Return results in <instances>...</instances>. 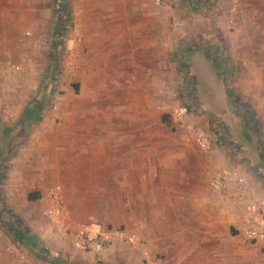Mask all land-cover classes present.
Masks as SVG:
<instances>
[{"label":"rangeland","instance_id":"rangeland-1","mask_svg":"<svg viewBox=\"0 0 264 264\" xmlns=\"http://www.w3.org/2000/svg\"><path fill=\"white\" fill-rule=\"evenodd\" d=\"M154 1L159 20L152 17L153 26L160 30V52L154 58L106 52L107 58L96 60L98 52L88 49L95 44L82 42L79 75L65 66V39L74 40L78 26L89 30L87 37H96L94 14L101 9L95 0L0 2L7 31L0 36V234L21 240L7 244L8 250L49 259L55 248L43 209L59 187L72 221L127 228L141 222L154 261L167 262L157 250L159 209L171 221L174 204L217 202L209 187L214 167L204 164L208 153L195 142L196 131L211 140L230 138L223 115L207 109L200 97L191 55L198 49L219 70L216 86L225 91L221 101L231 103L225 111L252 132L263 129L264 0ZM88 5L92 18L84 14ZM33 105L39 113L28 116ZM176 106L184 110L181 120L172 115ZM41 126H48V135L37 132ZM116 134L123 143L104 146L101 153L100 140ZM103 156L106 173L95 171ZM126 160L133 161V174L124 171L130 166ZM9 188L24 213L14 218L31 239L14 230L15 220L5 210ZM25 193L39 198L28 200ZM176 213L177 218L185 215ZM224 246L221 252L228 251ZM249 249H244L243 255L250 256L244 264H264V244ZM222 254L215 251L207 264H232ZM106 263L129 262L115 255ZM70 264L81 263L72 259Z\"/></svg>","mask_w":264,"mask_h":264},{"label":"crops","instance_id":"crops-1","mask_svg":"<svg viewBox=\"0 0 264 264\" xmlns=\"http://www.w3.org/2000/svg\"><path fill=\"white\" fill-rule=\"evenodd\" d=\"M84 1L87 2V0ZM157 1L158 0H155L154 3ZM0 2H2V0H0ZM142 2L147 5L145 7L141 6L143 5ZM151 2H153V0ZM151 2L150 0H108L105 3L104 0H95V7L101 9L97 14H94L96 16V18H94L95 21H99V23H97L99 28L95 27L94 29L96 37H87L89 30L86 31L79 26L76 27L78 28L77 31L81 34V40L83 41L78 43L73 40L72 37L65 39V56L62 55L65 66L70 67L68 63H73V61L74 63H77L79 60V54L81 53L80 47L82 42L85 44L93 42L91 44H95L96 48L90 46L88 49H93L98 52L93 58L96 60L100 59L102 55L106 57V52H115L118 53L116 55H124L125 57H131L133 53L138 52L141 57L152 56L154 58L153 55L156 54L155 52H160V30L158 27L155 29L153 26L155 19L152 17L159 20V16H156V12L154 11L156 8ZM108 3H111L109 4L110 6L107 5ZM89 9L90 5H88L87 9L85 8L84 14L85 17L92 18ZM108 9L109 11H107ZM5 18L6 13L3 12V10H0V36L3 37L7 34L4 21ZM34 35L35 34H33V36ZM36 37H38V34ZM1 50L2 48H0V52ZM67 52H70L71 55L66 57ZM123 52H125V54H123ZM191 55H194L192 58L194 78L197 80L198 86H200L199 93L204 106L209 110H213L215 114L223 115L222 117L227 124L225 127L227 128L230 137L228 139L224 138V140H212L213 145L210 150L206 151L208 156L207 160L204 161V164L207 168L214 167L210 175L221 167H239L247 179V193L255 196L264 195V126L263 129H260L257 133L252 132L249 126H241L238 117L231 112L229 113V111H225L230 110L231 103L226 105L221 101L222 94H225V91L222 90L223 87L220 89L216 86L219 85L217 82L218 79H220L217 74L219 73V70L217 72V68L215 69L213 64H211V61L209 57H206L204 50L202 51L198 49L194 51L193 54L191 53ZM109 59H112V57H109ZM69 72L72 75H77L79 71L77 72V70H74V72ZM65 76L68 77V75ZM21 88L22 87H20V89ZM20 92L22 93V91ZM229 101L232 102L233 99L230 98ZM34 107H36V110L38 111L39 107L36 105H34ZM31 108L32 107H30L27 112L31 111ZM36 130L37 132H40L39 134H43V136L48 135V132L50 131L48 126H41ZM112 136L113 135H111L110 138L106 137V139L100 140L99 150L101 153L104 146L114 147L123 143L124 140H120L121 142H119L118 134H116L114 138H112ZM231 140L234 141L232 145L226 143ZM125 143L128 144V141ZM222 143L226 144V146H220ZM41 144L44 143L42 142ZM124 157L127 159L126 156ZM99 162V165L95 167V171H97L98 168L99 172L106 173L107 169H109L106 165L108 162L106 156L101 157ZM127 162L130 166H126L124 171L126 174H133L135 171V167L132 166L133 161L126 160V163ZM141 163L143 164V161H141ZM29 169L30 166H28V169L24 170V172H28ZM110 169H112L111 166ZM27 194L28 193H25L24 195L27 197ZM213 194L215 195V193ZM14 195L15 193L11 188L5 193L4 203L7 205L5 210L10 212L11 214L9 216L15 220L13 225L20 227L16 219L20 216H16L19 213L24 215V213L21 211L22 209L16 200H14ZM216 200L217 202L202 201L190 202L188 204H174L173 220L171 221H169L171 217L167 218L163 209H159L157 221V250L159 253L162 252L164 254V258L167 262L164 261L160 263V260H158L156 261L158 263H156L154 261L151 252L153 247H148L150 257L147 260L143 258V254L138 252V249L131 248L123 243L114 246L109 252L97 255L93 252L83 251L66 245L64 242L61 243L51 234V247L55 249L53 252L49 251L51 256H49L48 259L45 255L38 252L35 255H30L26 250H8L7 244L9 245L11 241L20 242L21 240H15L13 237L8 236V238L5 235L0 234V264H70L72 259L81 264H107L108 262L106 263V261H110L115 255L121 258L125 257L126 261L130 264H202V261L205 262L204 264H207L210 255L214 254L215 251L221 254L228 253L227 256L223 254L222 256L219 255L223 258V261L230 259L232 264H244V261H246L245 258H250L249 255H243L245 253L244 249L247 248L250 250L249 248L252 245H257L259 243L243 244L240 242L239 237L236 235V228L240 223L241 216L239 209H237L238 206L225 204L220 198L218 199L217 196ZM176 211H185L184 217L182 218L181 214V217L177 218ZM187 211H193L194 213L192 212L188 214ZM165 219L168 220L166 221ZM231 231H235V234ZM142 234L144 236V232H142ZM7 238L10 239L9 242ZM25 238L31 239L32 237L27 233ZM224 242L226 244L224 249L228 251L221 252V250H223L221 248ZM61 260H63V262Z\"/></svg>","mask_w":264,"mask_h":264},{"label":"built area","instance_id":"built-area-1","mask_svg":"<svg viewBox=\"0 0 264 264\" xmlns=\"http://www.w3.org/2000/svg\"><path fill=\"white\" fill-rule=\"evenodd\" d=\"M74 40L81 43V34L74 32ZM65 54V53H64ZM66 53V57L70 56ZM65 56V55H64ZM69 71L76 70L79 63H68ZM19 69V66H15ZM176 119H182L184 110L176 106L172 110ZM195 142L203 150H210L213 141L203 131H196ZM209 187L225 204L237 205L240 210V223L236 235L243 244H264V195L255 196L247 193V179L237 166H226L217 169L209 178ZM59 187L51 191L49 205L43 209L49 233L59 242L68 243L74 248L93 252L97 255L111 251L114 246L123 243L138 249L145 260L149 259L148 242L143 236L142 223L133 228L107 226L87 221H72L66 211L65 204L59 194Z\"/></svg>","mask_w":264,"mask_h":264},{"label":"trees","instance_id":"trees-1","mask_svg":"<svg viewBox=\"0 0 264 264\" xmlns=\"http://www.w3.org/2000/svg\"><path fill=\"white\" fill-rule=\"evenodd\" d=\"M30 109V108H29ZM37 108L36 107H34V105L32 106V108H31V111H29L28 112V116H33V115H36V113H38V111L36 110ZM28 111V110H27ZM37 198H39V196L38 195H32V194H30V193H28L27 194V199L28 200H33V199H37ZM19 223V222H18ZM16 232H18L19 234H21L22 236H27V233L24 231V230H22L21 229V227H17V226H15V229H14Z\"/></svg>","mask_w":264,"mask_h":264}]
</instances>
